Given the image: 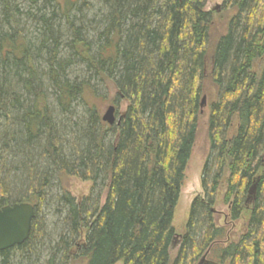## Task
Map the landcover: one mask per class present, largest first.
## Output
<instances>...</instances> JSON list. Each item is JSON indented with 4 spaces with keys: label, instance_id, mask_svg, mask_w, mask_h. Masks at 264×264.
Returning <instances> with one entry per match:
<instances>
[{
    "label": "trees",
    "instance_id": "16d2710c",
    "mask_svg": "<svg viewBox=\"0 0 264 264\" xmlns=\"http://www.w3.org/2000/svg\"><path fill=\"white\" fill-rule=\"evenodd\" d=\"M205 1L0 0V206L34 208L28 239L0 264H264V0H224L212 45ZM92 79L126 102L113 125L86 99ZM207 82L203 195L177 234ZM61 174L91 188L79 202L60 195L51 234L38 214ZM221 190L228 220L247 216L236 239L214 218Z\"/></svg>",
    "mask_w": 264,
    "mask_h": 264
},
{
    "label": "rangeland",
    "instance_id": "374dc122",
    "mask_svg": "<svg viewBox=\"0 0 264 264\" xmlns=\"http://www.w3.org/2000/svg\"><path fill=\"white\" fill-rule=\"evenodd\" d=\"M94 2V1H93ZM224 0H206L204 3V9L207 11H211L214 15V24L212 27L211 33V45L214 44L217 37L225 30V15L228 16L229 14L222 11H227L224 9L223 5ZM95 3V2H94ZM218 8V9H217ZM231 11V10H229ZM84 15H87L90 18L92 13H86V11H82ZM80 12V13H82ZM79 13V15H80ZM30 26V21L28 22ZM91 86L93 90L96 92L92 95V92L89 93L88 100L91 105H94L97 112L99 113V117L103 114L106 107L108 105L115 106V117L117 118L118 115L125 109L126 102L125 101H118V103L113 102V95L114 90L111 88V84H104L96 80H90ZM214 88L212 89L210 83H206V91H205V106L204 114L202 115L199 125L196 132L195 141L193 144L192 152L190 159L188 161L187 167L184 173V182L180 189V194L178 198L177 205L175 207L174 215H173V227L177 234H182L185 231V224L189 214V207L194 199L195 196L203 195L202 188H201V172L204 161L206 160L208 153H209V141L207 137V125L206 119L208 115V98H214ZM203 97V96H202ZM90 105V106H91ZM75 110L77 114L81 115L83 119L88 117V112H90L83 101H77L74 103ZM233 129L229 132L231 133ZM98 182L96 184V188L94 194L98 192L104 193V190L98 187ZM91 188V182L89 180H82L77 176L68 175V174H61L54 180L53 188L51 190L49 196V204H44L41 208L40 213L38 214L41 218L43 228L47 233L54 234L56 232L57 227L59 226V215H57L58 209L61 208L58 202V198L64 191L68 193L71 197L74 198L75 201L79 202L84 196L88 195V192ZM217 196V203L215 204L214 210V218L216 219L217 223L222 225L224 222L228 221V235L229 239H236L238 238L242 231L244 230L247 216L242 215L236 221L228 220V205H224L222 201V192ZM104 195L100 199V205L104 201ZM179 245L178 239H174L170 248H169V256L170 260H172L177 252ZM15 254V252H14ZM73 264V263H72ZM120 264V263H117Z\"/></svg>",
    "mask_w": 264,
    "mask_h": 264
},
{
    "label": "water",
    "instance_id": "95a60500",
    "mask_svg": "<svg viewBox=\"0 0 264 264\" xmlns=\"http://www.w3.org/2000/svg\"><path fill=\"white\" fill-rule=\"evenodd\" d=\"M218 9V8H217ZM205 96L201 98L200 106H205ZM101 120L108 125H113L115 106L108 105L101 115ZM256 184L249 189V195L255 194ZM34 218V208L30 203L17 202L0 206V251L23 244L29 237L31 224ZM197 264H224L206 258L203 255Z\"/></svg>",
    "mask_w": 264,
    "mask_h": 264
}]
</instances>
